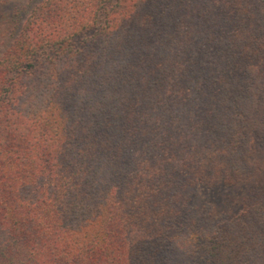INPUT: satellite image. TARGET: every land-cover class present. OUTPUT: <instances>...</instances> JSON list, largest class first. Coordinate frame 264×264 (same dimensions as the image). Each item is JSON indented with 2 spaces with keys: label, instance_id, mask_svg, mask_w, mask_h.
<instances>
[{
  "label": "trees",
  "instance_id": "16d2710c",
  "mask_svg": "<svg viewBox=\"0 0 264 264\" xmlns=\"http://www.w3.org/2000/svg\"><path fill=\"white\" fill-rule=\"evenodd\" d=\"M0 264H264V0L1 15Z\"/></svg>",
  "mask_w": 264,
  "mask_h": 264
},
{
  "label": "rangeland",
  "instance_id": "374dc122",
  "mask_svg": "<svg viewBox=\"0 0 264 264\" xmlns=\"http://www.w3.org/2000/svg\"><path fill=\"white\" fill-rule=\"evenodd\" d=\"M0 6V16L3 14H10L11 8L16 4H24L29 0H2ZM244 186L230 188L217 187L215 189H202L196 199L199 206H210L213 208L215 216L234 213L238 208V202L245 191Z\"/></svg>",
  "mask_w": 264,
  "mask_h": 264
}]
</instances>
